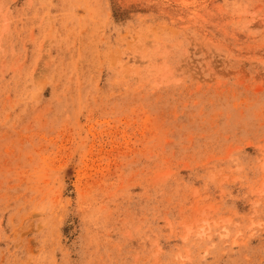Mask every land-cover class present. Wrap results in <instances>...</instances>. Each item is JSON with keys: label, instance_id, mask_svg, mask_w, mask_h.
I'll list each match as a JSON object with an SVG mask.
<instances>
[{"label": "rangeland", "instance_id": "1", "mask_svg": "<svg viewBox=\"0 0 264 264\" xmlns=\"http://www.w3.org/2000/svg\"><path fill=\"white\" fill-rule=\"evenodd\" d=\"M0 264H264V0H0Z\"/></svg>", "mask_w": 264, "mask_h": 264}]
</instances>
